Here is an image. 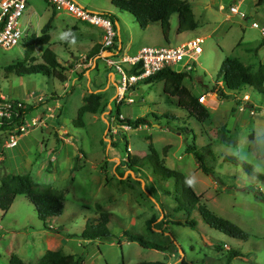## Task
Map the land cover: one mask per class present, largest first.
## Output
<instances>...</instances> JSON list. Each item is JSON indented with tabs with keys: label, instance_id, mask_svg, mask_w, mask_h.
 <instances>
[{
	"label": "rangeland",
	"instance_id": "rangeland-1",
	"mask_svg": "<svg viewBox=\"0 0 264 264\" xmlns=\"http://www.w3.org/2000/svg\"><path fill=\"white\" fill-rule=\"evenodd\" d=\"M76 1L115 14L116 43L127 54L145 44H176L193 35L202 36L196 71L190 78L184 77L183 83L197 96L203 93L204 98L197 100L209 115L199 120L177 105L176 96L162 90L161 79L141 78L124 93L132 97V102L124 98L116 101L118 73L100 55L90 66L92 58L87 55L102 40V29L45 0H26L19 22L27 26L28 35L40 34L43 24L47 20L50 23L48 40L34 46L30 54L36 57L34 61H40L42 50L50 48L66 76L59 80L42 73L18 74L16 64L29 62L23 41L9 48L0 46V96L17 99L24 107L38 102L24 113V122H30L31 117L35 122L25 126L14 144H6L11 132L0 130V178L6 173H28L36 185L62 190L64 199L61 213L45 220L48 228L24 194H16L5 211L0 209V264H8L11 253L32 263L48 248L73 255L82 252L83 264L154 260L165 264H264V96L250 87L223 98L205 90L222 84L215 81V74L225 56H236L243 63L264 61V44L256 54L244 48L261 37L262 5H256V0H180L190 4L196 27L178 31L177 14L173 12L162 33L156 21L141 28L130 12L115 8L111 0ZM229 4H237L238 12H230ZM241 12L245 16L241 17ZM251 21L257 25L251 26ZM62 30L75 35V45L56 38ZM108 71L113 73L112 78L107 79ZM97 87L102 108L85 111L82 124H75L82 96ZM249 104L261 111L255 112ZM116 108L118 117L146 115L147 123L118 127L114 132L111 127L121 123L116 119ZM148 142L165 166L194 180L199 201L235 222L248 237H231L207 225L196 208L189 212L194 225L185 224L190 216L173 210L177 201L171 180L155 182L144 164L132 175L124 158L126 154L145 155ZM191 143L211 172L199 168V161L186 149ZM207 144L208 149L202 147ZM226 155L245 160L252 171L247 173L240 164L225 160ZM101 211L107 213L106 225L113 239L80 237L85 221L97 218ZM125 230L164 249L129 240L122 235ZM230 248L240 254L226 262Z\"/></svg>",
	"mask_w": 264,
	"mask_h": 264
},
{
	"label": "trees",
	"instance_id": "trees-1",
	"mask_svg": "<svg viewBox=\"0 0 264 264\" xmlns=\"http://www.w3.org/2000/svg\"><path fill=\"white\" fill-rule=\"evenodd\" d=\"M111 3L119 10H126L130 12L141 28H144L150 22L156 21L163 33L168 26L169 16L173 12L177 14L176 29L178 31L193 29L196 27L194 15L188 2H182L180 0H111ZM260 4L262 5V8H264V0H256V5ZM99 12L109 16L115 28L114 22L117 23V17L115 14L110 11ZM49 27L50 23L49 20H47L41 27L40 34L34 35L32 33L21 38L23 45H25L26 57L29 62L25 63L24 61H21L16 64L14 70L18 74L42 73L45 75H52L59 80L65 79L66 75L59 70L60 63L56 59L55 53L50 48H44L42 50L40 53V61H34L36 57L30 54L34 46L45 43L48 40L49 35L46 31ZM263 44L264 26L261 37L253 45L245 46L244 48L256 54L257 49ZM99 45L100 44H95L90 49L87 54L88 57L98 56ZM110 47H117L115 36L113 38L112 45L108 46L107 50H109ZM136 66L137 64L132 65L126 70L128 72H137L139 69H137ZM194 71L195 69L177 72L168 67H163L142 79L145 81L161 79L162 90L170 95H175L177 105L193 113L199 120H203L209 115L207 108L197 100V95L191 92L190 89L183 83L184 77L190 78L192 72ZM215 81H221L222 84L217 86L215 89L209 87L205 88V90L215 91L220 98L230 96L229 94H231L232 91L245 89V87H250L264 96V61L243 63L236 56H225L221 60L219 68L217 69ZM82 100L83 102L78 106L77 115L74 119V123L77 125L82 124L81 116L85 111L95 112L103 106L100 105V93L95 90H90L87 94L83 95ZM37 103H33V105L28 106L26 105V107L22 105L18 109V113H12L10 118L1 117L0 130L18 133V125L23 122L26 109L28 111L32 107H35ZM249 106L253 107L251 104H249ZM253 108L255 109V112L261 111L257 106ZM118 114L119 113L116 108V119L120 122L129 124L131 127L147 123L146 115H140L130 119L128 117L120 118L118 117ZM110 143H112V141H110ZM202 147L208 149L209 144ZM147 148L148 152L140 157H129L126 154L127 158H124L125 160L123 162L130 166L129 168L132 171V175H136L134 171L139 170L138 166L144 164L150 168V172L155 182H158V180H171V188L176 195L175 199L177 201L173 210H182L186 215L189 214L190 218L184 221L185 224L190 226L194 225V219L190 215V211L193 208H196L201 219L207 225L216 228L231 237L242 240L248 237V233L235 222L214 213L209 210L202 201H199L200 194L196 193L193 187H189L185 183L187 176L177 169L165 166L150 142H148ZM186 149L191 151L199 161L198 166L200 169L204 172H211V167L203 162V159H201V153L193 143L187 145ZM224 159L234 164H240L247 173L252 171L249 163L236 155H226L224 156ZM132 162L135 163L137 167L129 164ZM117 165L122 164L117 162ZM255 175L258 177L262 176L261 173L256 172ZM142 181L144 184V178ZM16 194H24L29 199V201L33 204L37 217L42 221V225L46 228H48V226L45 224V220L60 214L62 211L64 199L63 191L57 188H51L50 186L41 187L36 185L28 173H6L0 178V209L5 211ZM260 198L263 199L261 195ZM107 220V213L104 211L99 212L97 218L85 221L83 228L79 232V236L87 240L113 239V234L109 231L106 225ZM149 220L153 221L154 218L151 217ZM122 235H125L129 240L137 241L142 246L154 247L160 250L164 249L163 245L144 239L140 234L125 230ZM239 254L240 253L237 250L230 248V250H227L225 261L228 262L232 256ZM7 262L8 264H83V256L82 252L77 255H73L63 253L58 249L48 248L44 250L37 260L32 263L23 262V260L15 253H11L8 256ZM140 264L165 263L160 260H154L142 261Z\"/></svg>",
	"mask_w": 264,
	"mask_h": 264
},
{
	"label": "built area",
	"instance_id": "built-area-1",
	"mask_svg": "<svg viewBox=\"0 0 264 264\" xmlns=\"http://www.w3.org/2000/svg\"><path fill=\"white\" fill-rule=\"evenodd\" d=\"M47 3L73 15L76 19L86 21L103 31V38L100 43L98 53L101 54L104 62L111 67L114 72L119 75V83L116 84V101L124 98L125 102H132L130 95L125 96V91L133 85L137 80L163 68L168 67L174 71H184L196 69L195 59L201 52L202 36L193 35L176 44H145L139 46L135 52L127 54L118 47H110V53L103 54L107 51V47L112 45L115 36V28L109 16L99 11L85 7L76 0H45ZM26 0H0V46L9 48L16 44L21 38L28 35L27 26H22L19 18L26 7ZM223 5L219 4V8ZM228 10L232 13L238 12L237 4H229ZM251 26H256L255 21L250 22ZM259 29L263 32V27ZM139 69L137 72H128L132 65H136ZM195 72V71H194ZM203 93L197 96L202 100ZM0 118H10L12 113L17 114L18 109L22 106L21 101L17 99H9L0 96ZM122 118V117H120ZM23 122L18 125L19 132L15 135L10 133L6 144L15 143L16 136L25 129L26 125L35 122V118L31 117L30 122ZM127 129L131 126L124 122L111 127L114 132L117 128ZM127 149L129 147L127 146Z\"/></svg>",
	"mask_w": 264,
	"mask_h": 264
},
{
	"label": "clouds",
	"instance_id": "clouds-1",
	"mask_svg": "<svg viewBox=\"0 0 264 264\" xmlns=\"http://www.w3.org/2000/svg\"><path fill=\"white\" fill-rule=\"evenodd\" d=\"M56 38L62 42L68 43L69 45H75L76 44V37L70 30H67V31L62 30V31L58 32ZM98 54H100V53H98ZM195 71H196V69H195ZM185 183L189 187L194 186V180L192 178H187Z\"/></svg>",
	"mask_w": 264,
	"mask_h": 264
},
{
	"label": "crops",
	"instance_id": "crops-1",
	"mask_svg": "<svg viewBox=\"0 0 264 264\" xmlns=\"http://www.w3.org/2000/svg\"><path fill=\"white\" fill-rule=\"evenodd\" d=\"M242 14H241V17L242 16H245V14H244V12H241ZM115 24H116V22H114ZM115 29H116V27H115ZM101 43V41L98 43V44H100ZM120 47V45H117V47ZM99 47H100V45H99ZM121 48V47H120ZM101 55V54H100ZM96 57H98V56H92V57H90V58H92V63L90 64V66H92V65H95L96 64V62H95V58ZM91 62V61H90ZM89 66V67H90ZM87 72V69L83 72V73H86ZM113 77V73L111 72V71H108V73H107V79L108 78H112ZM99 87V86H98ZM98 87L97 88H95V91H98ZM91 90H93V89H91Z\"/></svg>",
	"mask_w": 264,
	"mask_h": 264
},
{
	"label": "water",
	"instance_id": "water-1",
	"mask_svg": "<svg viewBox=\"0 0 264 264\" xmlns=\"http://www.w3.org/2000/svg\"><path fill=\"white\" fill-rule=\"evenodd\" d=\"M105 53H110V50H107ZM98 55H100V54H98ZM105 132V131H104Z\"/></svg>",
	"mask_w": 264,
	"mask_h": 264
}]
</instances>
